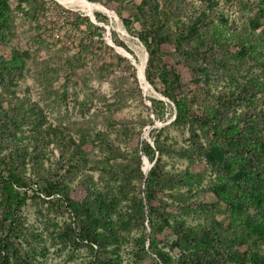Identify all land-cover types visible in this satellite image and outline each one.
Returning <instances> with one entry per match:
<instances>
[{"label": "trees", "instance_id": "16d2710c", "mask_svg": "<svg viewBox=\"0 0 264 264\" xmlns=\"http://www.w3.org/2000/svg\"><path fill=\"white\" fill-rule=\"evenodd\" d=\"M112 1L114 6L104 5L146 47L147 80L174 105L169 124L187 129L190 139L176 147L164 137V128H154L153 144L145 138L135 141L122 166V185L112 191L88 171L86 138L77 141L64 128L47 124L35 107L23 108L0 91V194L8 231L14 229L17 211L44 193L49 202L73 213L75 239L92 250L86 264H124L121 250L127 244L136 264H264V4L248 19L245 32L232 34L203 17L175 27L156 0ZM130 4L136 12L126 18ZM96 19L108 21L101 13ZM81 20L92 30V44L95 36H103V27L87 17H78L77 28ZM134 22L141 26L138 31ZM12 30V10L0 0V44ZM112 39L132 52L115 31ZM6 70L1 62V79ZM134 76L138 79L136 69ZM220 80L227 85L217 89ZM149 99L153 114L163 117L164 100ZM50 145L59 150L53 167L44 159ZM143 155L154 163L147 175ZM164 156L187 159L190 165L172 173L164 169ZM209 167L218 178L205 187ZM75 182L82 197L74 194ZM206 189L227 205L228 220L188 222L186 215L211 212L202 201L188 198ZM168 190L171 201L161 195ZM10 234L0 235L1 264H13L5 253ZM169 239L177 253L162 245Z\"/></svg>", "mask_w": 264, "mask_h": 264}, {"label": "rangeland", "instance_id": "374dc122", "mask_svg": "<svg viewBox=\"0 0 264 264\" xmlns=\"http://www.w3.org/2000/svg\"><path fill=\"white\" fill-rule=\"evenodd\" d=\"M4 1L13 13V34L0 44V63L3 62L7 69L3 79L0 78V91L17 105L22 104L23 108L35 107L47 124L64 128L77 141L86 138L84 148L89 158L88 171L99 181V185L112 191L119 189L122 185V166L129 159L128 152H132L135 141L142 140L146 133L145 139L153 144L150 132L154 128H164V137H170L176 147L187 144L190 139L188 130L169 124L175 110L168 99L164 100L163 117L153 114L149 98L163 99L150 90L148 83L140 81L138 72L147 57V50L140 39L127 30L122 18L118 16L116 19L105 8L71 7L61 0ZM68 1L95 7L104 3L115 5L112 0ZM142 1L133 0V3L140 4ZM156 1L160 11H167L175 27L203 17L205 22L212 21L232 34L245 32L248 19L259 11L260 4H264V0ZM133 10L135 13L133 4L125 7V17ZM96 13L106 15L108 21H97L104 29L103 36H95L92 44V30L87 29L83 20L80 28H77L76 22L78 17H87L92 21L90 15L96 16ZM108 28L111 37L115 31L132 50L137 67L123 49L108 43ZM134 28L138 31L141 26L134 22ZM250 65L256 66V62L252 61ZM135 69L138 79L134 76ZM183 70L189 78V69L183 67ZM157 85L160 86L159 83ZM226 85L225 80L217 81V89ZM250 112L254 109L251 108ZM58 155V148L50 145L44 156L47 165H58ZM162 164L165 170L176 173L190 162L175 156H164ZM92 165L95 170H92ZM206 176L205 187L217 181L218 172L209 167ZM81 180L78 178L76 182ZM76 182L74 194L82 197L83 190L78 187L80 182ZM171 194L168 190L161 195L171 201ZM188 198L190 202L202 201L211 209V212L198 211L186 215L188 222L196 225L212 217L219 221L229 219L227 205L217 201L209 189ZM49 199L44 193L32 198L17 211L14 229L8 231L9 224L4 220L7 211L1 204L0 194V235L11 233L5 253L13 264H86L92 258V250L86 243L75 239L72 232L76 226L73 213L49 202ZM162 245L173 253L178 252L177 248H171V239L165 240ZM121 254L124 264H136L131 244L125 245ZM1 261L0 256V264ZM224 264L233 263L225 261Z\"/></svg>", "mask_w": 264, "mask_h": 264}, {"label": "water", "instance_id": "95a60500", "mask_svg": "<svg viewBox=\"0 0 264 264\" xmlns=\"http://www.w3.org/2000/svg\"><path fill=\"white\" fill-rule=\"evenodd\" d=\"M86 1H88V0H86ZM101 5H102V4H101ZM102 6H103L106 10H109V9H108L107 7H105L104 5H102ZM109 11H111V10H109ZM112 12L115 14V18L118 19V15H117L114 11H112ZM108 14H109V13H108ZM109 15H110V14H109ZM90 16H91V15H90ZM91 18H92V20H93L94 23H97V19H96L95 14H93V15L91 16ZM107 40H108V43H109L111 46H113V47H120L121 49H123V50L127 53L128 58L131 59L132 62H133V64L137 67V62H136V58L134 57V55H133L132 53H130L128 50H126L124 47H121V46H118V45L115 44V42L113 41V39H112V37H111V32H110L109 28H108V37H107ZM147 61H148V52H147V57H146V65H147ZM146 65H145V68H146ZM138 77H139V79H140V81H141V76H140L139 72H138ZM144 79H145L146 83H148L149 88H151L155 93H157V94L160 96L161 99H163V100L167 99V98L164 97L162 94L158 93V92L156 91V89H155V88L149 83V81L147 80L146 75H145V70H144ZM145 94H147V93L145 92ZM174 118H175V117H174ZM174 118H173L172 120H174ZM172 120H171V121H172ZM171 121H170V122H171ZM146 135H147V133L144 135V138H146ZM144 138H143V139H144ZM145 159L148 161V165L146 166V169L143 167V170H144L145 174L147 175L148 172H149V170L151 169V167L153 166L154 163H151L150 160H149V158H148L146 155H143V162H144V163H145Z\"/></svg>", "mask_w": 264, "mask_h": 264}, {"label": "bare ground", "instance_id": "6f19581e", "mask_svg": "<svg viewBox=\"0 0 264 264\" xmlns=\"http://www.w3.org/2000/svg\"><path fill=\"white\" fill-rule=\"evenodd\" d=\"M62 2H64V3H66V4H68L69 6H71V7H80V8H84V9H88V8H100V9H103V10H105L104 9V7L101 5V4H98L99 6H101V7H95V6H93L92 4H86V5H84V4H76V3H74V2H71V1H68V0H61ZM103 7V8H102ZM105 11H107V12H111V13H113L112 11H109V10H105ZM114 14V13H113ZM93 15V14H92ZM91 15V16H92ZM113 16H115V14L113 15ZM125 55H127V53L125 52ZM128 56V55H127ZM146 63V59L142 62V66H141V68H140V76H141V80L143 81V82H146L145 81V79H144V70H145V64ZM148 87H149V85H148ZM150 90H152L151 88H150ZM153 91V90H152ZM148 165V163L145 161V166H144V168L146 169V166Z\"/></svg>", "mask_w": 264, "mask_h": 264}]
</instances>
